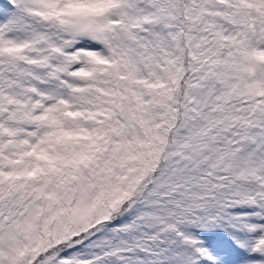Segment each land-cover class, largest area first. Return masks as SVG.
I'll list each match as a JSON object with an SVG mask.
<instances>
[{
  "label": "snow or ice",
  "instance_id": "obj_1",
  "mask_svg": "<svg viewBox=\"0 0 264 264\" xmlns=\"http://www.w3.org/2000/svg\"><path fill=\"white\" fill-rule=\"evenodd\" d=\"M0 264H264V0H0Z\"/></svg>",
  "mask_w": 264,
  "mask_h": 264
}]
</instances>
